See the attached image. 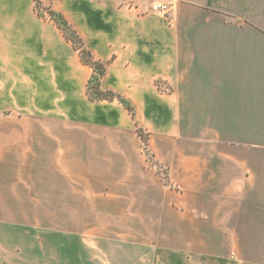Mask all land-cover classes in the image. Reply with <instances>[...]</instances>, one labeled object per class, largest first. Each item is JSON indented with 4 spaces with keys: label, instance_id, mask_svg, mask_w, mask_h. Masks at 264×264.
<instances>
[{
    "label": "crops",
    "instance_id": "obj_1",
    "mask_svg": "<svg viewBox=\"0 0 264 264\" xmlns=\"http://www.w3.org/2000/svg\"><path fill=\"white\" fill-rule=\"evenodd\" d=\"M37 1L67 19L105 66L100 88L134 117L89 97L93 68ZM191 116L234 145L236 240L264 242V0H0V208L23 197L8 186L66 160L69 123L179 132Z\"/></svg>",
    "mask_w": 264,
    "mask_h": 264
},
{
    "label": "rangeland",
    "instance_id": "obj_2",
    "mask_svg": "<svg viewBox=\"0 0 264 264\" xmlns=\"http://www.w3.org/2000/svg\"><path fill=\"white\" fill-rule=\"evenodd\" d=\"M192 119L179 132L69 123L66 160L8 186L23 197L0 208V264H264V242L236 240L234 145Z\"/></svg>",
    "mask_w": 264,
    "mask_h": 264
},
{
    "label": "trees",
    "instance_id": "obj_3",
    "mask_svg": "<svg viewBox=\"0 0 264 264\" xmlns=\"http://www.w3.org/2000/svg\"><path fill=\"white\" fill-rule=\"evenodd\" d=\"M47 16L55 22L67 39L71 41L75 49L79 51L81 60L93 68V73L87 86L89 97L93 100L116 98L133 115L134 109L129 101L112 91H104L100 88V80L105 73V66L102 62L94 59L90 50L84 45L83 40L67 19L61 13L52 9L47 10Z\"/></svg>",
    "mask_w": 264,
    "mask_h": 264
},
{
    "label": "built area",
    "instance_id": "obj_4",
    "mask_svg": "<svg viewBox=\"0 0 264 264\" xmlns=\"http://www.w3.org/2000/svg\"><path fill=\"white\" fill-rule=\"evenodd\" d=\"M170 4L167 1H157L151 5V11L166 15L170 11Z\"/></svg>",
    "mask_w": 264,
    "mask_h": 264
}]
</instances>
